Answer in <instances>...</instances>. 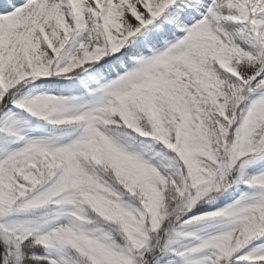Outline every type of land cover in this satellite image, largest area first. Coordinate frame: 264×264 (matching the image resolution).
<instances>
[{
    "label": "snow or ice",
    "instance_id": "1",
    "mask_svg": "<svg viewBox=\"0 0 264 264\" xmlns=\"http://www.w3.org/2000/svg\"><path fill=\"white\" fill-rule=\"evenodd\" d=\"M0 264H264V0H0Z\"/></svg>",
    "mask_w": 264,
    "mask_h": 264
}]
</instances>
